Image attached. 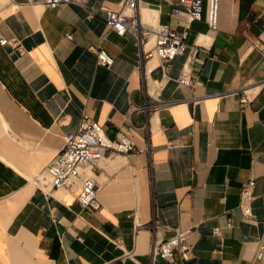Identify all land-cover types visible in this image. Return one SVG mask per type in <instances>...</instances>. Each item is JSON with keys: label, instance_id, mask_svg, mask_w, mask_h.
<instances>
[{"label": "crops", "instance_id": "0c3cea01", "mask_svg": "<svg viewBox=\"0 0 264 264\" xmlns=\"http://www.w3.org/2000/svg\"><path fill=\"white\" fill-rule=\"evenodd\" d=\"M176 1L138 0L146 28L190 24L188 50L165 72L142 60L135 33L108 29L103 8L125 0H0V264H253L264 240V0H220L217 30L174 14ZM185 69L192 86L177 80ZM84 113L144 149L97 162L96 211L43 172ZM252 177L246 219L240 192ZM187 228L188 260L153 253Z\"/></svg>", "mask_w": 264, "mask_h": 264}, {"label": "built area", "instance_id": "2783aa9c", "mask_svg": "<svg viewBox=\"0 0 264 264\" xmlns=\"http://www.w3.org/2000/svg\"><path fill=\"white\" fill-rule=\"evenodd\" d=\"M38 2L46 7L54 8L66 3L85 5L87 0H38ZM219 2L220 0H177L172 12L187 14L189 21L204 19L211 30H217ZM137 7L138 0H125L123 7L119 10L103 8L107 27L120 36L129 31L135 33L142 47V60L147 64L156 57L161 60L163 70L167 72L171 62L189 48L187 39L190 33V24L186 23L180 30L174 29L168 24H157L153 28H146L141 24ZM1 22L0 14V24ZM67 37L71 38L72 36L68 34ZM149 42L152 45L146 49L145 46ZM7 43L9 40L3 36L0 30V44L6 45ZM94 50L97 54L98 65L110 67L113 64V56L104 47L98 45ZM197 52L198 49L193 48L191 58H194ZM177 80L185 86L193 85V77L189 69L183 70ZM249 100L248 94L244 91L241 97L242 103L246 104ZM142 152L144 149L136 145L126 129L120 128L117 130L116 137L109 139L100 122L84 113L78 128L66 134L64 147L51 159L43 172L53 188L76 186L79 205L83 209L96 211L100 208L99 190L92 172L97 162L113 153L130 155ZM255 184V179L252 177L242 186L240 192L239 207L246 219L252 217ZM156 225H154V232H156ZM191 232L190 228L177 229L173 236L157 241L153 245V253L169 262L176 258L181 261L188 260L192 254V244L189 241ZM214 232L220 233V228L216 227ZM120 241L118 240V242ZM253 264H264V240L258 245Z\"/></svg>", "mask_w": 264, "mask_h": 264}, {"label": "bare ground", "instance_id": "6f19581e", "mask_svg": "<svg viewBox=\"0 0 264 264\" xmlns=\"http://www.w3.org/2000/svg\"><path fill=\"white\" fill-rule=\"evenodd\" d=\"M148 45H149V46H148ZM151 45H152V43H151V42H149V43H147V44H146L145 48H146V49H148V48H150V47H151Z\"/></svg>", "mask_w": 264, "mask_h": 264}, {"label": "rangeland", "instance_id": "374dc122", "mask_svg": "<svg viewBox=\"0 0 264 264\" xmlns=\"http://www.w3.org/2000/svg\"><path fill=\"white\" fill-rule=\"evenodd\" d=\"M149 46V45H148Z\"/></svg>", "mask_w": 264, "mask_h": 264}]
</instances>
